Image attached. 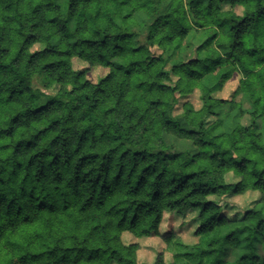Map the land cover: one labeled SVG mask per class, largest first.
I'll return each instance as SVG.
<instances>
[{
	"label": "trees",
	"instance_id": "trees-1",
	"mask_svg": "<svg viewBox=\"0 0 264 264\" xmlns=\"http://www.w3.org/2000/svg\"><path fill=\"white\" fill-rule=\"evenodd\" d=\"M247 192L241 219L211 199ZM188 210L194 245L161 233ZM124 233L162 238L155 264H264V0H0V264H141Z\"/></svg>",
	"mask_w": 264,
	"mask_h": 264
},
{
	"label": "rangeland",
	"instance_id": "rangeland-1",
	"mask_svg": "<svg viewBox=\"0 0 264 264\" xmlns=\"http://www.w3.org/2000/svg\"><path fill=\"white\" fill-rule=\"evenodd\" d=\"M224 11L233 10L236 14L243 16L244 11L242 7L232 8L230 4L222 5ZM146 20V27L139 33L137 41L138 44H145L146 36L148 33V26L151 21ZM205 36L192 33L188 40L191 51L193 54L194 49L199 46L204 40ZM42 49V47H35L34 50ZM72 68L76 72H84L86 79L92 83H99L104 79L109 69L104 67H91L88 63L78 59L72 60ZM242 79V75L239 72H235L233 77L224 85L223 89L214 93V98L231 101L237 91L239 83ZM176 78H172L167 84L175 85ZM35 87L44 90L39 81L35 82ZM50 95H55L58 92V87L55 86L51 89L44 90ZM191 104L195 110H199L204 105L202 93L200 90H194L191 94L181 96L175 109L173 111L174 117H179L184 113V105ZM238 181L232 174L227 176V182L235 184ZM261 195L259 192H247L243 195H227L223 197H211L215 203H217L223 215L230 219H241L248 211L252 210L259 205ZM198 210H188L183 214L176 212H167L164 214L163 223L161 225V233L173 232L181 241L186 245L197 244L199 239L195 236V231L199 227L200 220L198 218ZM123 241L126 245L139 244L140 249L138 251V261L141 264H155L156 258L159 253H163L166 263H172L174 261L173 254L167 249V244L160 237L150 238H137L130 233L123 234Z\"/></svg>",
	"mask_w": 264,
	"mask_h": 264
}]
</instances>
